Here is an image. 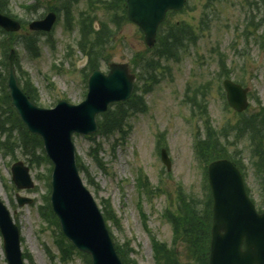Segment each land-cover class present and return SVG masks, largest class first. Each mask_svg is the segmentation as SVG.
<instances>
[{
    "label": "rangeland",
    "instance_id": "obj_1",
    "mask_svg": "<svg viewBox=\"0 0 264 264\" xmlns=\"http://www.w3.org/2000/svg\"><path fill=\"white\" fill-rule=\"evenodd\" d=\"M3 1L13 15L26 21L38 18L48 8L59 12L51 31L31 33L27 37L33 56L23 49L19 34L4 35L8 39L7 51L12 47L16 51L17 76L22 80L26 76L32 83L39 106L53 107L59 99L72 103L83 99L84 71L88 68L82 65L89 59L87 52L91 51L93 42L105 41L102 54L94 63L104 71L111 61L128 62L147 51L142 32L126 20L121 0H90L91 9L87 0H0L2 5ZM205 1L187 0L185 8L173 16V21L191 31L186 41L191 45L182 47L178 60L158 55L161 48L148 53V59L157 63L154 69L157 78L139 80L141 71L137 72V82L145 83L147 89L139 93L147 108L134 114L124 109L127 115L124 132L113 134L115 131L108 136L74 135L77 161L91 178L80 173L84 184L103 214L109 217L106 224L115 244L124 252V243L128 241L130 258L139 264H156L150 237L164 243L167 249L174 247L176 252H184L181 241L171 245L172 223L165 212L175 207L180 190L200 199L207 193L204 166L210 159L203 155L201 159L194 145L199 129L203 131L200 137L205 136V121L218 132L227 127L225 138L229 142H225L240 162L249 194L256 204L264 203V139L258 138L250 145L246 134L235 136L236 129L231 130L240 123V118L264 105V39L261 36L264 0H212L209 7L204 6ZM83 17L86 18V39L84 47H79ZM203 20L206 23L201 24ZM1 49L0 41V59ZM7 62L6 59L2 65L4 75ZM229 70L232 79L249 87L246 115L234 114L219 88L220 72ZM188 97L193 101L195 97L202 106L197 104V110L192 109ZM162 147L172 162L169 171L160 159ZM255 148L258 149L254 151ZM12 151L14 155H5L0 147V199L19 226L22 248L30 258L25 264H89L86 256L73 249H67L66 258L61 259L57 243L62 239L59 227L39 212L38 207L48 203L49 164L40 161L30 167L35 186L19 190L11 181V164L21 160L30 166V160L19 148ZM139 175L146 179L138 178ZM143 181L148 182L150 191H139ZM16 192L32 197L33 202L19 206ZM179 263H187L184 256L179 255ZM0 264H6L1 236Z\"/></svg>",
    "mask_w": 264,
    "mask_h": 264
},
{
    "label": "water",
    "instance_id": "obj_2",
    "mask_svg": "<svg viewBox=\"0 0 264 264\" xmlns=\"http://www.w3.org/2000/svg\"><path fill=\"white\" fill-rule=\"evenodd\" d=\"M128 17L139 24L148 45L154 42L155 30L168 8H181L184 0H126ZM55 19L51 12L32 21L34 30H49ZM0 26L18 30V22L0 14ZM14 51L9 55L8 87L11 102L28 129L40 135L47 155L53 161L51 203L63 232L81 251L91 255L92 264H122L105 227L104 218L91 193L78 175L74 159L72 133H92L97 129L95 115L110 102L126 99L132 90L134 76L127 63H111L109 71L94 70L88 79L84 100L71 104L63 99L53 108L31 102L17 83ZM229 104L237 111L247 106V88L224 80ZM162 160H170L162 151ZM12 179L18 188H31L29 168L22 161L11 166ZM208 179L213 196L209 264H264V212L258 213L247 198L238 170L225 159L208 165ZM19 205L32 199L16 195ZM0 231L8 264H23L18 228L10 212L0 201ZM242 244L244 247L242 248Z\"/></svg>",
    "mask_w": 264,
    "mask_h": 264
},
{
    "label": "trees",
    "instance_id": "obj_3",
    "mask_svg": "<svg viewBox=\"0 0 264 264\" xmlns=\"http://www.w3.org/2000/svg\"><path fill=\"white\" fill-rule=\"evenodd\" d=\"M187 28L178 27L176 29L168 30L165 34V45L160 51V55H170L171 57L178 56V50L183 47V39L180 37L182 33H187ZM189 32V31H188ZM27 42V41H25ZM178 43V44H177ZM182 43V44H181ZM27 45V44H26ZM6 48V43L3 45ZM161 48V47H160ZM91 52L88 53L90 56V64L87 65L90 68H94V60L96 55L99 53V44L95 47L94 44L90 46ZM136 61L133 60V63ZM1 73L2 70L0 69ZM0 73V78L2 77ZM4 76V75H3ZM1 83L0 85H2ZM27 94L32 99L34 98L33 88L27 83ZM7 94L0 91V107L9 104L6 102ZM129 103V102H128ZM116 110L108 109L106 112L99 115V130L104 135L112 134L113 132H122L124 117V109L128 112L133 108L145 109V105L141 97H136L132 100L127 107L123 104H119ZM5 115H9L6 116ZM261 120L256 123L252 120L250 123L242 124L240 127L235 128V136H244V134H251L259 131L260 134L264 135V113L261 115ZM207 131L205 136L200 137L197 140V147L200 153L207 159H215L218 157L228 156V148L221 144L220 138L227 136V134H221L212 128L210 124L205 125ZM224 127V131H226ZM218 133V134H217ZM0 147L5 150V154H13L14 148H19L23 154L29 155L31 165H38L40 161L49 162L47 157L44 155L42 149V141L39 136L31 134L24 127L15 111L10 107L9 111H0ZM7 150V151H6ZM10 150V151H9ZM78 166L80 170H83L82 165ZM179 193V192H178ZM210 202L204 197L203 199L198 198L195 195H189L184 192H180L176 205L174 208L170 207V211L165 212V217L170 220L173 227V238L172 244L176 245L177 242L181 241L184 244V252H176L174 247L167 249L165 244L157 241L155 238L151 239L153 253L155 256L156 264H183L179 263V255L184 256L187 263L194 262L195 264H207L208 258V243H209V226H210ZM44 216L50 215L55 220L51 209L48 207L46 210H40ZM106 220H110L105 215ZM51 221V220H50ZM53 222V221H51ZM57 224L56 222H53ZM62 239L58 240V246L60 249L61 259H65L67 255V249L76 251L75 247L62 235ZM123 264H139L136 260L130 258V252L127 251V244L124 245V252L118 247L116 248ZM24 257L30 261V258L26 252ZM85 255V254H84ZM88 259L89 256L85 255Z\"/></svg>",
    "mask_w": 264,
    "mask_h": 264
}]
</instances>
